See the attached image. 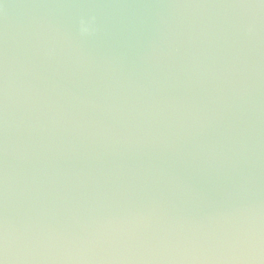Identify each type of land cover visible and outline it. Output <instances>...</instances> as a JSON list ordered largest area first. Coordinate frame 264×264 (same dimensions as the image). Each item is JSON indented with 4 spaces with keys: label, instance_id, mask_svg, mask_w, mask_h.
<instances>
[{
    "label": "water",
    "instance_id": "1",
    "mask_svg": "<svg viewBox=\"0 0 264 264\" xmlns=\"http://www.w3.org/2000/svg\"><path fill=\"white\" fill-rule=\"evenodd\" d=\"M0 264H264V0H0Z\"/></svg>",
    "mask_w": 264,
    "mask_h": 264
},
{
    "label": "clouds",
    "instance_id": "2",
    "mask_svg": "<svg viewBox=\"0 0 264 264\" xmlns=\"http://www.w3.org/2000/svg\"><path fill=\"white\" fill-rule=\"evenodd\" d=\"M91 21H81V33L82 34H88L91 31Z\"/></svg>",
    "mask_w": 264,
    "mask_h": 264
}]
</instances>
